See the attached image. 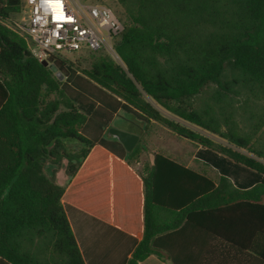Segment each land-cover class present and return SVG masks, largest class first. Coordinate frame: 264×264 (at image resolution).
<instances>
[{"label":"trees","instance_id":"16d2710c","mask_svg":"<svg viewBox=\"0 0 264 264\" xmlns=\"http://www.w3.org/2000/svg\"><path fill=\"white\" fill-rule=\"evenodd\" d=\"M117 3L121 64L94 52L90 67L79 69L54 56L56 75L34 58L27 37L6 25L23 0H0L1 261L85 264L65 201L140 238L126 264L146 261L159 237L184 223L264 262V0ZM62 78L109 93L116 105L102 116L127 111L206 148L221 176L211 179L161 154L144 174L134 170L141 140L127 159L129 148L117 139L125 132L111 128L113 140L85 136L99 112L68 96ZM74 141L81 144L76 152L68 147ZM63 159L67 188L46 173L49 162ZM241 170L251 174L249 189L228 176Z\"/></svg>","mask_w":264,"mask_h":264},{"label":"crops","instance_id":"0c3cea01","mask_svg":"<svg viewBox=\"0 0 264 264\" xmlns=\"http://www.w3.org/2000/svg\"><path fill=\"white\" fill-rule=\"evenodd\" d=\"M121 112L118 111L114 114L101 137L105 138L108 130L112 127V122L119 117ZM152 124L147 125L142 121L143 128H140V132H146L148 126ZM121 135L137 138L135 145L128 149V154L125 155L128 159L130 152L134 150L141 140V134L125 132V134ZM109 136L113 140L114 135L109 134ZM187 141L197 145V150L194 153L176 152L175 155H172L163 151L157 154L169 157L198 173L205 174L211 179L216 180L221 176L220 169L209 162L208 157L213 159L210 151L193 141ZM153 157L150 158V161H147L148 153L146 149H143L137 159L131 160L133 169L144 174V166L147 164L151 165ZM218 157L224 156L219 154ZM141 160H143V164ZM262 161L264 162V160ZM134 163L136 166H134ZM141 164L142 168L140 169ZM213 171L217 173V176H211V174H214ZM228 176L232 178V181L239 188L243 190L251 188V174L248 170H241L237 178H234L229 173ZM55 179L56 183L67 188L70 178L67 175L66 167L57 171ZM63 205L85 264H126L139 244L140 238L124 233L65 201H63ZM155 250L156 253L140 264H264L256 254L236 252L229 243L190 223H184L179 229L162 234L158 239ZM0 264L7 263L0 259Z\"/></svg>","mask_w":264,"mask_h":264},{"label":"built area","instance_id":"2783aa9c","mask_svg":"<svg viewBox=\"0 0 264 264\" xmlns=\"http://www.w3.org/2000/svg\"><path fill=\"white\" fill-rule=\"evenodd\" d=\"M22 11L25 17L6 25L27 37L39 62L50 63L66 53L103 52L114 57V43L124 31L121 18L102 3L25 0Z\"/></svg>","mask_w":264,"mask_h":264},{"label":"rangeland","instance_id":"374dc122","mask_svg":"<svg viewBox=\"0 0 264 264\" xmlns=\"http://www.w3.org/2000/svg\"><path fill=\"white\" fill-rule=\"evenodd\" d=\"M25 0H23L24 2ZM80 2H94V3H102L104 5H107L110 7L122 20L123 17V9L122 7L117 3V0H79ZM26 14L24 11L17 14L15 16V19H21L25 17ZM61 58L67 59L69 61H72L75 63L76 67L79 69H85L89 68L91 64V59L93 56V53L90 52H81V53H66L59 55ZM57 56V57H59ZM114 60H116L118 63L121 64V60L117 56V54L112 57ZM56 75H60L61 73L57 70L55 73ZM81 74V73H80ZM64 89L68 96L71 98H82V100L85 103H94L95 108L97 112H99L97 115L94 114L93 119H91L88 123V126L84 129L83 134L89 138H100L102 135L101 129L98 128V122L107 123L112 116L110 115L102 116L101 113H105L107 111L108 105H116V100L107 92L100 89L98 86L94 85L93 83H89L87 81H83L84 86L79 87L75 85L74 82L68 81L66 78H62ZM162 112L169 116L170 118L176 119L169 113L162 110ZM143 128L142 121L135 119L131 116V114L127 111H122L117 119H115L112 122L111 128H118L125 132L130 133H136L141 134V146L143 149H146V152L148 153V159L147 161H150V158L154 156L157 153L168 152L172 155H175L176 152H183V153H190L195 152L197 150V145L190 143L184 138H181L177 136L176 134L172 133L169 129L159 125V124H152L151 126H148V129H146V132H140V128ZM109 129L108 134L105 136L106 139L112 140L111 136L109 134H112V129ZM199 132H202V130L194 127ZM115 135V134H113ZM210 137L214 138L215 140H218L221 142L220 139L217 137H213L209 135ZM117 139H122L120 136H117ZM79 142H71L69 143L68 147L72 151L76 152L78 149H80ZM146 161L145 159H143ZM143 160H141L143 164ZM142 164L140 166V169L142 168ZM68 161L66 159H63L59 163L49 162L46 167V173L49 176H53V174L57 173L58 170L67 168ZM134 166L136 164L134 163ZM214 174H211L212 177L217 176L216 172L213 171ZM57 182V181H56Z\"/></svg>","mask_w":264,"mask_h":264},{"label":"water","instance_id":"95a60500","mask_svg":"<svg viewBox=\"0 0 264 264\" xmlns=\"http://www.w3.org/2000/svg\"><path fill=\"white\" fill-rule=\"evenodd\" d=\"M41 63H42L43 66L48 67V68H49L50 70H52L54 73L57 72V68H56L54 65L50 64L48 61H43V62H41ZM119 136H120V138H122V137L130 138V140L133 141V143H132V145L130 146L129 149H131V147H132L133 145H135V143H136V141H137V138H136V137H132V136H128V135H119ZM118 140H120L121 142H124L122 139H118ZM124 145H125L126 147H128L127 144L124 143Z\"/></svg>","mask_w":264,"mask_h":264},{"label":"flooded vegetation","instance_id":"af4514ba","mask_svg":"<svg viewBox=\"0 0 264 264\" xmlns=\"http://www.w3.org/2000/svg\"><path fill=\"white\" fill-rule=\"evenodd\" d=\"M122 140L124 141L123 144H127L128 148H130V146L132 145L133 141L130 140V138H125V137H122Z\"/></svg>","mask_w":264,"mask_h":264}]
</instances>
